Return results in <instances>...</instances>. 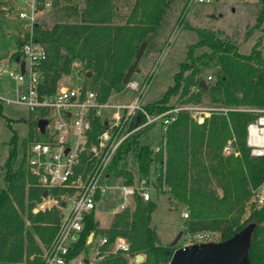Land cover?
Instances as JSON below:
<instances>
[{
    "label": "trees",
    "instance_id": "16d2710c",
    "mask_svg": "<svg viewBox=\"0 0 264 264\" xmlns=\"http://www.w3.org/2000/svg\"><path fill=\"white\" fill-rule=\"evenodd\" d=\"M173 2L37 0V12L47 3L57 9V20L50 28L41 22L33 27V40L46 52L39 67L40 94H55L63 76L79 71L86 80L91 74L98 85V100L107 102L112 92L119 90L140 46L149 42ZM260 2L258 25L264 24V0ZM1 4L0 1V17ZM24 39L18 40L17 51L10 55L12 62H23ZM201 49L205 52L198 55L196 51ZM263 51L264 31L246 53L212 31H199V40L189 46L186 62L174 74L173 84L160 100L143 107L148 114L156 115L193 106L206 108L209 116L203 117L201 113L203 122L198 123L194 112L181 110L168 127L165 158L163 153L153 156V145L162 139L161 125L136 131L119 146L107 171L128 186L148 176L152 166L164 160L168 190L163 193L169 201L187 209L185 232L214 231L219 234V242H224L253 224L247 253L249 264H264V207L257 209L252 203V192L264 186V158L251 157L246 146L247 126L258 116L251 110L264 109ZM75 64L80 65V70L74 69ZM211 64L218 69L207 80L203 72ZM201 81H205V86H200ZM3 105L0 101V116ZM221 109L228 111L224 113ZM40 119L41 116L31 113L28 136L21 142L13 132L1 167L4 186L0 188V264H44L43 249L58 230L60 218L55 208L33 213L35 205L42 201V194L24 170L27 146L42 139L37 129ZM6 122L11 129L10 120ZM144 122L145 117L137 113L132 127ZM92 126L95 142L106 127L105 121L96 119ZM229 142L233 152L227 155L223 150ZM20 158L21 169L16 168ZM155 187L161 188L162 184ZM156 207L153 198L143 201L135 196L133 211L116 214L105 231L100 230L94 213L90 214L80 242L70 256L84 250L87 236L94 232L110 240L125 238L133 253L144 256L140 264H170L174 251L180 247L159 244L151 226ZM103 264L126 262L117 257L108 258Z\"/></svg>",
    "mask_w": 264,
    "mask_h": 264
},
{
    "label": "built area",
    "instance_id": "2783aa9c",
    "mask_svg": "<svg viewBox=\"0 0 264 264\" xmlns=\"http://www.w3.org/2000/svg\"><path fill=\"white\" fill-rule=\"evenodd\" d=\"M29 7V13L19 12L20 20H27L23 26L25 33L21 47L24 73L20 64L13 63L7 69L0 65V74L13 79L22 91L18 94L16 104L27 107L31 113L47 120L42 139L31 142L25 151L24 170L33 180V185L46 192L41 204L33 209L34 213L45 209L56 208L60 212V222L53 241L43 254L44 264H103L108 258L121 257L126 264H140L137 258L142 256L133 253L129 242L123 237L110 240L105 235H95L91 232L82 250L75 257L70 254L79 244L84 231L87 217L94 213L102 194L113 183L122 180L107 173L113 157L119 146L136 131L146 127L161 125V140L153 145V156L166 154V133L168 127L175 122L181 110L190 112L201 111L198 108H174L167 112L150 115L141 102L144 88L131 80L125 85V94L131 90L133 96L128 104H109L100 102L98 92L92 88L83 90L78 87H60L55 94L41 95L39 92L41 71L40 64L46 59L44 48L33 40V27L37 22V1L23 0ZM204 3L209 0H194ZM193 1V2H194ZM49 6V3L46 4ZM79 64L74 68L78 69ZM211 80V76L207 78ZM3 103H13L11 100H1ZM224 113L228 109H221ZM140 113L145 122L132 127L133 118ZM209 115L208 111L200 112ZM96 119L105 121V129L92 139V123ZM203 122V117L197 119ZM39 131V130H38ZM246 146L250 156L264 158V110L258 112L257 118L247 126ZM233 149L227 145L223 153L230 154ZM162 184L161 188L155 186ZM263 187L252 192V203L257 209L264 207ZM159 190L166 192L165 161L154 164L148 176L134 180L132 185H123L125 198L130 200L128 205L119 208L116 214L133 206L135 196L143 201L152 199L151 192ZM188 218V213L183 215ZM264 227V224H263ZM264 245V235H263ZM219 242V234L214 231H200L194 234L185 232L180 248L195 244Z\"/></svg>",
    "mask_w": 264,
    "mask_h": 264
},
{
    "label": "rangeland",
    "instance_id": "374dc122",
    "mask_svg": "<svg viewBox=\"0 0 264 264\" xmlns=\"http://www.w3.org/2000/svg\"><path fill=\"white\" fill-rule=\"evenodd\" d=\"M0 1L2 3L1 7L6 9L2 11L3 14L0 17V19L4 18V20H0V60L3 63V68L7 69L14 62L10 64L2 59L17 51V42L20 38H23L22 35L25 33L23 26L27 24V20L18 18V13H29V7L23 0ZM193 1L174 0L154 33L149 37L147 47L130 79L132 82H137L140 88L147 81L141 99L143 105L160 100L166 90L173 84L174 74L179 70V66L186 62L189 46L199 40V31H212L220 38L230 40L242 53L248 52L255 43L256 38L264 31V24L258 25L257 23L258 16L261 13L260 0H209L204 3ZM43 7L42 10L37 12V22L44 23L45 26L50 28L57 20V9L50 3L49 6L45 4ZM203 52H205V49L196 51L198 55ZM262 54L264 57V51ZM217 69L214 64H211L209 68L204 70L203 75L207 78L209 76L213 77V73ZM78 70L80 69L78 68ZM78 74L79 71H74L72 74L73 85H83L86 80ZM86 86L95 91L98 90L95 79L91 77L86 80ZM21 91L22 87L13 79L0 74V99L13 101V103H4L2 115L0 116V188L4 186L1 167L7 158L10 148L9 141L13 132H16L20 142L28 136L31 112L27 107L15 103ZM131 101L125 95V85L123 83L120 85L119 90L112 92L108 99L109 104L113 105L128 104ZM199 110L203 112L207 109L199 108ZM263 110L254 109L251 111L258 114ZM194 115L198 118L201 117L200 112H194ZM7 120L11 122V129L7 126ZM227 145H231V143L229 142ZM17 163L16 168L21 169V158ZM122 186L120 181L113 183L102 194L101 200L97 203L94 215L101 231L109 229L119 208L130 203V200L123 195ZM151 196L157 203V207L152 214L151 226L156 232L159 244L170 246L181 233V237L176 244V248L180 247L182 237L185 234L186 220L183 215L188 213L187 209L175 201H169L168 195L162 191H152ZM41 202L37 203L34 208ZM133 209L134 203L128 210L133 211ZM48 210L50 209L39 212ZM57 211L60 218V212ZM45 249H43V254ZM142 257L144 258L143 255Z\"/></svg>",
    "mask_w": 264,
    "mask_h": 264
},
{
    "label": "water",
    "instance_id": "95a60500",
    "mask_svg": "<svg viewBox=\"0 0 264 264\" xmlns=\"http://www.w3.org/2000/svg\"><path fill=\"white\" fill-rule=\"evenodd\" d=\"M147 47V42H143L140 49L135 55L134 62L131 64L123 79V84L127 85L130 81L135 69ZM19 63V62H17ZM21 72L24 73L25 63L20 64ZM88 77L91 74L88 73ZM200 86H205V81L200 82ZM130 97L133 96L131 90L128 91ZM47 120L40 119L37 122V129L41 134L47 125ZM264 192V188H263ZM46 192L42 194L46 198ZM98 225V224H97ZM255 226L250 224L242 231L235 234L232 238L224 242H209L203 244H195L185 248H178L174 251L170 264H249L247 253L251 244V237ZM181 237V233L176 237L171 247H176V244ZM138 262L143 260L142 256L137 258Z\"/></svg>",
    "mask_w": 264,
    "mask_h": 264
},
{
    "label": "crops",
    "instance_id": "0c3cea01",
    "mask_svg": "<svg viewBox=\"0 0 264 264\" xmlns=\"http://www.w3.org/2000/svg\"><path fill=\"white\" fill-rule=\"evenodd\" d=\"M3 1V0H2ZM5 2V1H4ZM2 10L4 11V10H6L5 8H2ZM0 20H4V18L2 17ZM11 55V54H10ZM10 55H7V56H5L2 60H5V61H7L8 63H10V64H12L13 62L10 60ZM3 63H1V60H0V65H2ZM75 69V68H74ZM73 74V73H72ZM72 74H70V75H65V76H63L62 77V79H61V81H60V86H59V88L60 87H63V86H66V87H74V86H78V87H80V86H82V85H73V83H72ZM68 78V79H67ZM66 82V83H65ZM126 95V94H125ZM129 99H130V96L127 94L126 95ZM203 117H208L209 115H207L206 113L205 114H203L202 115ZM34 213V212H33ZM97 224H98V226H99V223L97 222Z\"/></svg>",
    "mask_w": 264,
    "mask_h": 264
}]
</instances>
